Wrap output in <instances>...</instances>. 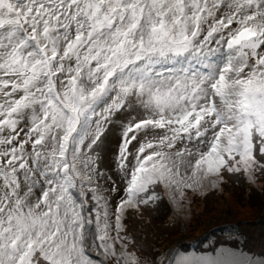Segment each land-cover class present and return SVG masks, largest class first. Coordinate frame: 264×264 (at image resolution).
I'll return each instance as SVG.
<instances>
[{
	"label": "snow or ice",
	"instance_id": "6c2138e0",
	"mask_svg": "<svg viewBox=\"0 0 264 264\" xmlns=\"http://www.w3.org/2000/svg\"><path fill=\"white\" fill-rule=\"evenodd\" d=\"M229 180L264 191V0H0V264H264L135 227Z\"/></svg>",
	"mask_w": 264,
	"mask_h": 264
},
{
	"label": "rangeland",
	"instance_id": "374dc122",
	"mask_svg": "<svg viewBox=\"0 0 264 264\" xmlns=\"http://www.w3.org/2000/svg\"><path fill=\"white\" fill-rule=\"evenodd\" d=\"M108 135H109V138H114L113 133L110 132ZM106 166H110V165H106ZM259 201L260 200H256L255 203ZM231 203L234 206H242V207L249 204L247 200L231 201ZM201 204L202 203L199 201L198 203L190 205V207H188L186 210V213H188V217H190L191 212H196V210L200 208ZM244 210H245V213L241 215V217L247 218L249 215L248 214L249 209L244 208ZM224 230L227 231L228 229H224ZM249 235H250L249 241L245 244L244 247H242L240 244L241 246L240 248H244L245 253L252 254L253 256L264 255V228L263 227H260V228L250 227ZM259 252H260V255H259Z\"/></svg>",
	"mask_w": 264,
	"mask_h": 264
},
{
	"label": "trees",
	"instance_id": "16d2710c",
	"mask_svg": "<svg viewBox=\"0 0 264 264\" xmlns=\"http://www.w3.org/2000/svg\"><path fill=\"white\" fill-rule=\"evenodd\" d=\"M231 183H233L235 186H237V188H239L241 186V182H237L235 180H229ZM164 209H166V207L164 206ZM163 207H158L156 208L152 213H151V217H150V222L151 223H155L156 221H162L164 216H165V212H164ZM131 216V213H130ZM148 218V217H146ZM136 219V224L135 227L140 231V238H143V235H149L150 239H153L154 235H153V226L150 224H146L145 220L143 223L139 222V218H135ZM149 219V218H148ZM150 244V243H149ZM151 245V244H150ZM152 246V245H151Z\"/></svg>",
	"mask_w": 264,
	"mask_h": 264
}]
</instances>
